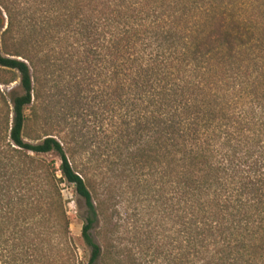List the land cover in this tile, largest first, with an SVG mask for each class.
I'll use <instances>...</instances> for the list:
<instances>
[{
  "label": "trees",
  "instance_id": "trees-1",
  "mask_svg": "<svg viewBox=\"0 0 264 264\" xmlns=\"http://www.w3.org/2000/svg\"><path fill=\"white\" fill-rule=\"evenodd\" d=\"M64 182L87 264H264V0H0V264H81ZM136 186L151 261L107 231Z\"/></svg>",
  "mask_w": 264,
  "mask_h": 264
},
{
  "label": "rangeland",
  "instance_id": "rangeland-1",
  "mask_svg": "<svg viewBox=\"0 0 264 264\" xmlns=\"http://www.w3.org/2000/svg\"><path fill=\"white\" fill-rule=\"evenodd\" d=\"M12 89H17L19 92L18 85L14 84L12 87L6 88L2 87L3 91H10ZM95 89V88H94ZM98 88L94 92L87 93V97H94ZM97 111V110H95ZM88 124L90 127L100 129V124L96 122L94 117H91ZM109 121L104 122V128L109 130ZM37 130V128H34ZM38 137L36 133L32 134ZM30 143H34L28 140ZM43 161L47 164H55L56 168L60 167L61 161L58 155L48 154L41 157ZM85 161V157H78L77 163L81 165V162ZM72 165L75 167L73 161ZM60 176V174H58ZM62 196L64 200L65 210L71 221V235L74 243V257L81 264H87L91 252L84 245L81 234L82 228L85 223L86 218V208L83 200L77 195L74 186L64 182L61 186ZM145 190L142 187L136 186L124 189L117 194V199L111 204L110 211L108 213V218L110 225L108 223L107 231L114 232L116 238L120 240L126 247L137 248L135 253H139L138 241H136L135 235L146 234L145 240H147V249L149 255L148 260H153L152 253L157 244L169 242L168 237L172 235L169 230L172 224L169 223L166 216L161 213V209L157 207V203L153 200V195H146ZM107 222V221H106ZM103 225V222H102ZM110 226V227H109ZM115 238V242L117 239ZM132 238V239H131ZM158 264H167L164 259L161 258Z\"/></svg>",
  "mask_w": 264,
  "mask_h": 264
}]
</instances>
